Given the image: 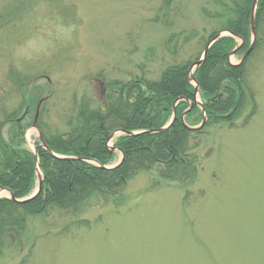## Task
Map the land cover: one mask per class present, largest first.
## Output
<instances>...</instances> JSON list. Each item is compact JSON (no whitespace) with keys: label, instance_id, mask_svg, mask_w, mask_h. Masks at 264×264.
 Returning a JSON list of instances; mask_svg holds the SVG:
<instances>
[{"label":"rangeland","instance_id":"obj_1","mask_svg":"<svg viewBox=\"0 0 264 264\" xmlns=\"http://www.w3.org/2000/svg\"><path fill=\"white\" fill-rule=\"evenodd\" d=\"M165 1L0 0V121L30 106L27 129L38 99L48 96L42 131L67 133L77 106L105 105L108 84L156 81L167 67L195 60L203 39L218 31L202 13L216 11L215 0H174L168 8ZM246 71L256 113L246 120L253 110L246 106L233 127L204 130L194 183L140 173L116 203L80 217L90 220V230L56 215L29 218L0 264H264V47ZM29 137L28 150L37 131ZM120 158L116 151L109 165Z\"/></svg>","mask_w":264,"mask_h":264},{"label":"trees","instance_id":"obj_2","mask_svg":"<svg viewBox=\"0 0 264 264\" xmlns=\"http://www.w3.org/2000/svg\"><path fill=\"white\" fill-rule=\"evenodd\" d=\"M174 0H166L165 7ZM254 0H215V10L203 8L206 20L216 23L218 31L203 39L206 44L221 30H229L245 41L238 53L244 55L250 44V15ZM193 36L185 38L186 42ZM196 37V36H195ZM173 38V37H172ZM171 38V39H172ZM233 38H224L210 49L205 62L194 74L201 89V96L208 115L205 128L193 133L182 123V115L188 109L187 102L177 108V120L166 132L158 135L142 134L136 137L121 136L115 146L124 153L122 165L105 171L95 165L81 162H65L50 156L37 147L40 167L44 174L43 191L30 203L19 205L9 199L0 200V258L12 241L26 234L28 219L33 217L57 220L71 218L75 230H90V220L83 215L99 206L116 203L127 185L140 173L156 171L160 180L180 185L194 183L197 179V138L211 125L226 123L233 127L242 117L246 106L252 111L246 120L256 113L254 94L248 83V60L264 47V0H259L256 12V45L251 56L240 67L228 63L230 52L235 48ZM167 67L156 81L141 77L128 84L113 82L106 86L105 105L92 109L89 103L77 106L75 122H69L70 131L43 137L49 149L60 156H72L97 161L106 166L111 163L107 148L110 135L116 130L141 132L163 128L170 120L176 100L193 101L194 87L188 83L190 66L200 59ZM30 82V80H28ZM28 81L24 83L27 87ZM35 91V90H34ZM33 95V96H32ZM34 92L26 99L34 104ZM39 100V99H38ZM38 102V101H37ZM16 113L0 122V188L9 189L16 199L32 194L37 185L34 154L25 148V129ZM24 114V113H23ZM202 120L201 110L194 106L186 117L190 126ZM10 124V139L4 135L5 125ZM30 126V125H29ZM68 127V128H69ZM40 129L42 130L41 121ZM189 194L185 197L188 200ZM69 226L62 231L68 232Z\"/></svg>","mask_w":264,"mask_h":264},{"label":"water","instance_id":"obj_3","mask_svg":"<svg viewBox=\"0 0 264 264\" xmlns=\"http://www.w3.org/2000/svg\"><path fill=\"white\" fill-rule=\"evenodd\" d=\"M258 2L259 0H254L253 2V6H252V10H251V16H250V32H251V44H250V47L248 49V51L246 52L245 56L242 58L241 62L237 65V66H241L244 64L245 60L247 59V57L253 52L254 50V47H255V42H256V32H255V27H256V10H257V5H258ZM224 37H234V38H238L236 37L234 34H232L230 31H222L220 33H218L209 43L208 45L206 46L204 52H203V55L201 57V59L196 62L195 64H193L191 67H190V70H189V74H188V82L191 84L193 83L194 86H195V102L202 108V112H203V122L200 126L196 127V128H191L189 126L186 125L185 123V117L187 115L188 112H185L182 116V122L185 124V126L187 127V129H189L190 131L194 132V131H199L201 130L204 125L206 124V121H207V114H206V110L204 109L202 103L197 99V96L200 92V87L199 85L196 83L195 81V78H194V70L198 69L199 67H201L203 65V63L205 62V59L208 55V52L210 50V48L217 42L219 41L220 39L224 38ZM241 42H242V45L237 47L233 52L230 53V58H229V62H230V59L236 54V52H238L242 46L244 45V41L242 39H240ZM231 64V62H230ZM48 97L46 98H43L40 102H39V105H38V108H37V113H36V117H35V120H34V124H33V128H35L38 132H39V135H40V140L42 141L43 143V148L51 155L53 156L54 158L60 160V161H66V162H71V161H86L88 162V160L86 159H82V158H76V157H61V156H57L55 155L54 153H52L49 148H48V145L46 144V142L44 141V139L42 138L41 136V133L38 129V119H39V116H40V110H41V107L43 105V103L46 101ZM183 99H180V100H177L174 104V108H173V117L171 119V121L162 129L160 130H149V131H146V132H142V133H128L127 136L129 137H136V136H139L141 134H150V135H154V134H161V133H164L166 132L170 127H172V125L174 124V122L176 121L177 119V116H176V106L177 104L179 103V101H182ZM190 104V109L192 108V103H189ZM119 134H124V132H121V131H116L114 132L110 138H109V142L112 141L116 136H118ZM116 149H111L110 152L111 154L115 151ZM34 152V155H35V161H36V174H37V177H38V186L36 188V190L34 191V193L28 197V198H24L22 200H17L13 197L12 193L9 192L8 190L6 189H3V190H0V199H2L3 197L5 196H9L10 199L15 202V203H18V204H27L33 200H35L36 198H38V196L40 195L41 191H42V185H43V178L41 176V171H40V168H39V157H38V153H37V150L34 149L33 150ZM123 159H124V155L122 153V160L119 164H117L116 166H112V167H107V166H101L99 163L95 162V161H89L91 163H94L95 165H97L98 167H100L102 170H112V169H115L117 167H119L121 165V163L123 162Z\"/></svg>","mask_w":264,"mask_h":264},{"label":"bare ground","instance_id":"obj_4","mask_svg":"<svg viewBox=\"0 0 264 264\" xmlns=\"http://www.w3.org/2000/svg\"><path fill=\"white\" fill-rule=\"evenodd\" d=\"M201 114H203V112L201 111ZM160 129H162V128H160ZM160 129H157V130H160ZM154 135H158V134H154Z\"/></svg>","mask_w":264,"mask_h":264}]
</instances>
